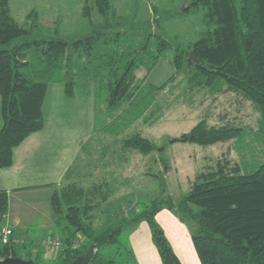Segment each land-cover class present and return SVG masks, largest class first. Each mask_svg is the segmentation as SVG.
Here are the masks:
<instances>
[{"label": "trees", "instance_id": "obj_1", "mask_svg": "<svg viewBox=\"0 0 264 264\" xmlns=\"http://www.w3.org/2000/svg\"><path fill=\"white\" fill-rule=\"evenodd\" d=\"M94 6L104 22L93 33L66 41L45 35L35 13L28 16L25 27L19 25L11 15L10 0H0V96L4 121L0 131L1 169L10 168L14 150L44 128L43 103L52 84L63 85L67 98L93 97L95 130L119 137L148 117L156 104V93L184 75L194 88L220 93L226 87L252 102L260 114L264 135V0H192L179 13L204 9L210 29L189 51L176 50V73L160 87L146 85L137 72L146 69L150 73L171 44L161 39L154 55L149 51V41L133 45L123 40L121 32L108 38L106 30L116 29L115 20L124 31L122 20L111 0H87L83 15L90 22ZM192 52L200 64L190 59ZM126 105L128 109L113 124L105 123ZM159 119L160 116L155 122ZM121 124L122 132H114ZM244 136L240 127H215L202 120L177 141L209 147ZM122 144L144 156L155 149L141 135L124 139ZM245 169L243 172L240 166L219 162L215 170L196 177L191 192L181 201L156 202L141 211L132 210L134 217L129 215L121 226L100 236L84 219L94 207L89 203L91 199L85 200L84 190L74 184L59 190L52 198V209L57 222L65 223L61 264H72L86 256L94 245L98 249L90 264H119L114 258L102 257L100 249L119 244L123 225L141 222L151 228L162 263L182 264L155 221L163 210L178 212L180 220L189 225L201 264H264V162L253 172ZM8 212V194L0 192V234ZM78 234L88 242L73 250L71 245ZM24 247L12 251L0 247V260L21 258L19 253Z\"/></svg>", "mask_w": 264, "mask_h": 264}, {"label": "rangeland", "instance_id": "obj_2", "mask_svg": "<svg viewBox=\"0 0 264 264\" xmlns=\"http://www.w3.org/2000/svg\"><path fill=\"white\" fill-rule=\"evenodd\" d=\"M191 1L118 0L123 18L118 17L122 20L124 31L119 29L118 21L115 20L113 23H117L116 29L106 30L108 38L121 32L124 35L123 40L128 39L133 45L149 41V51L154 55L161 39L172 46L161 56L157 66L150 73L146 69L137 72L140 79L146 80V85L160 87L165 84L176 73L173 65L176 50L189 51L210 29L204 19V9L179 13ZM11 6L13 16L21 26L27 25L31 13L36 14L39 24L38 14L43 13L44 6L36 0H14ZM91 19L92 22L83 15L80 23L75 20L61 21L62 24H59L69 33L63 34L61 31L54 34V37L71 41L93 33L104 22L95 6ZM42 31L48 35L47 30ZM156 98V104L147 113L148 117L131 125L119 137L95 132L98 141L94 140L93 147L90 146L87 151L90 157L87 164L89 162L90 165L82 169L83 179L88 180L72 181L84 190L85 200H95L97 192L94 193L92 187L95 184L98 188L101 187L106 178L102 175H105L106 170L113 171V174L108 173V179L106 178L109 190H106L105 186L100 191L105 195V201L98 197L97 202L100 205L96 206V210L89 213V216L84 217L96 236L109 229L118 228L129 215L134 217V214L130 213L132 210L138 212L156 202L181 201L191 192L196 177L203 172L215 170L219 162L224 165L227 161L232 167L240 166L243 172L245 168L253 172L264 162V135L261 132L260 114L253 103L240 93L228 91L226 87L220 93H214L207 88H194L189 78L185 79L184 75H179L164 90L156 93ZM127 107L128 105L124 106L105 123L113 124L115 118L128 109ZM159 116L160 119L155 122ZM202 120L215 127H240L245 131V136L209 147L177 141ZM121 126L122 124L114 132L121 133ZM135 135H141L154 144L155 149L150 155L144 156L123 146L124 139ZM128 158L131 159L125 163L124 159ZM90 174H93L92 179ZM175 220L191 233L189 225L180 220L178 212L165 210L155 218L156 223L168 233L174 243ZM64 226V221L57 224L51 234L43 238L44 241L63 242ZM121 228L119 244L101 248L100 255L107 259L114 258L119 264H138L135 254H143L144 250L139 252L136 244L153 242L151 228L146 222L127 223ZM82 238V243L87 244V239L83 236ZM28 253L29 251L22 249L19 257L23 260L31 259L38 264H61L63 261L59 256L60 251H48L44 247L38 256L32 254L30 257Z\"/></svg>", "mask_w": 264, "mask_h": 264}, {"label": "crops", "instance_id": "obj_3", "mask_svg": "<svg viewBox=\"0 0 264 264\" xmlns=\"http://www.w3.org/2000/svg\"><path fill=\"white\" fill-rule=\"evenodd\" d=\"M36 1L45 7L41 6L43 13L38 14V20L40 28L47 30L48 36H54L61 31L68 34L69 31L62 27L61 21L75 20L80 23L86 3V0ZM13 2L14 0H10V9L16 21L11 6ZM111 6L117 16L123 18L118 0H111ZM43 115L44 128L29 136L14 150L13 165L10 168H0V192H6L9 197L6 226L13 229L16 238L26 242L24 250L29 251L30 257L32 254L39 255L45 240L43 238L51 234L52 229L59 224L53 214V196L59 190L77 185L72 181L88 180L83 179L82 169L90 165L89 162L87 164V159L90 158L87 151L90 146L93 147V141L97 140L94 135L97 131L93 97L67 98L63 85L52 84L45 96ZM3 126L0 96V131ZM130 159H124L125 163ZM105 172L102 177L107 179L108 173L113 174L111 170ZM89 177L92 179L93 174ZM106 178L101 187L98 188L97 184L95 188L92 187L94 193H97L95 200L91 199L89 202L94 206L90 213L100 205L97 202L98 197L104 199L103 201L106 199L100 193L105 186L109 190ZM175 233V243L167 232L165 235L182 264H201L191 233L178 220H175ZM136 248L139 252L144 250L143 254H135L138 264H163L152 241L137 243Z\"/></svg>", "mask_w": 264, "mask_h": 264}, {"label": "built area", "instance_id": "obj_4", "mask_svg": "<svg viewBox=\"0 0 264 264\" xmlns=\"http://www.w3.org/2000/svg\"><path fill=\"white\" fill-rule=\"evenodd\" d=\"M83 238L82 235L78 234L75 241L71 245L73 250H77L79 246L82 244ZM26 244L25 241L20 240L14 236L13 229L10 226H5L0 234V247L6 248L9 251H12L18 247H24ZM42 247L46 248L48 251H60L62 252L65 248L64 241H43Z\"/></svg>", "mask_w": 264, "mask_h": 264}, {"label": "water", "instance_id": "obj_5", "mask_svg": "<svg viewBox=\"0 0 264 264\" xmlns=\"http://www.w3.org/2000/svg\"><path fill=\"white\" fill-rule=\"evenodd\" d=\"M190 59L195 64H200V61L195 57L194 53H190ZM98 247L94 245L91 247L89 253L86 256L79 257L72 264H90L94 260L95 253ZM0 264H35L33 261L23 260L21 258H7L4 260H0Z\"/></svg>", "mask_w": 264, "mask_h": 264}]
</instances>
